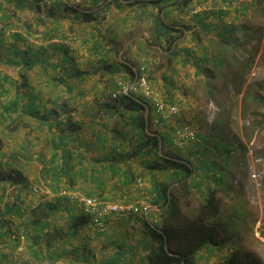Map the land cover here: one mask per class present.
Segmentation results:
<instances>
[{
	"label": "crops",
	"instance_id": "1",
	"mask_svg": "<svg viewBox=\"0 0 264 264\" xmlns=\"http://www.w3.org/2000/svg\"><path fill=\"white\" fill-rule=\"evenodd\" d=\"M32 1L42 5L41 12L38 10L29 15L28 12L21 13L20 20H24L23 16L26 15L30 21L23 24L24 28L20 27L19 34H16L13 29L7 30L4 34L0 31V50L2 51L4 48L3 51H6L8 57L11 58L1 59L2 63L5 65L17 64L20 67L28 68L33 65L32 58H34L43 70L51 69L50 78H52V82L59 78L70 80L67 89V92H70L71 86L75 82L71 84L72 80L69 77L75 78L78 83L99 77L103 81L102 83L114 87L116 82L129 78L132 68L145 60L151 68L148 75L155 77L156 84L160 83L161 88L164 87L162 90L165 96L173 104L180 103L182 117L185 118L181 120L189 124L193 130L197 128L194 125L200 115L195 108L197 105L193 104L198 99L193 84L196 82L195 74H198L200 70L202 71L201 66L205 60L204 56L197 57L189 45L191 43L194 46L198 40L190 34L189 43L182 45L177 32L186 24L189 26L190 33L195 30L199 32L214 28L217 34L216 39H220L223 29L225 27L230 28L223 18L225 15L229 16V12L217 9L218 12H212L209 16L208 13L186 16V9L194 1L200 0H187L186 7L183 6L184 3L179 5L175 0H19V2L27 4L32 3ZM202 1L204 3L213 1L212 3L217 5L219 2L231 5L233 3L241 5L246 1L253 2V0ZM205 14L207 16L201 19ZM215 19L223 24L216 23ZM12 21L13 19L7 20L9 23ZM33 30L36 41L34 44L31 43L33 45L31 47L24 42L22 36L24 34L29 36ZM2 37H6L5 44L1 40ZM170 41L172 46L167 49V43ZM175 44L177 45L175 46ZM0 69L2 68L0 67ZM54 71L58 72L54 73ZM3 76L6 75L2 74ZM58 82L60 83L61 79ZM221 84L222 86H218V88L223 92V83L221 82ZM54 85L59 86L55 83ZM179 85H183V91L178 95L175 90H178ZM258 88L259 85H256L253 91L250 89L246 91L243 95L244 99L254 101L250 99V96L255 97L256 94L264 98V94L259 92ZM227 89L228 95L233 97L235 91H232L230 84H228ZM75 95L77 98L86 97L84 92H78V95L76 93ZM48 98L45 97L44 102H42L43 97L39 93H32L31 95L16 93L13 99L9 100L7 104L3 103L0 107V124L14 125L19 119L22 120L25 117L30 121L23 123L24 129L30 126V129L43 131L46 129L56 132L58 135L62 133L64 136L66 130L72 126L70 115L75 113L89 115L92 113L89 105L68 110L66 106L59 104L58 95L54 99L50 98L49 100ZM14 100L19 101L18 111L15 113L3 111V107ZM124 102L126 103L119 104V120L124 111L136 110L134 104H130L126 100ZM112 113L107 109H101L98 118L104 119L105 117L106 119L107 115ZM256 114L248 115L246 124L250 125L253 131L261 126L264 130V121L262 122ZM154 115L153 113V120L157 117ZM60 116H64L65 120L62 121ZM227 119L225 116L219 118L220 129L230 126ZM95 124L97 125H92V128L89 129L93 135L79 147H71V141L66 143L65 154L69 158L67 162L72 166L69 178L74 181L75 187L85 189L84 192L87 195L97 194L105 197L117 195L121 199L123 198V201L129 202L137 196L133 192L132 182L125 185V180H131L133 172L141 169V167L135 166L136 163L141 166L144 162H152L147 158L145 161L140 160L133 151L125 153L122 150L121 152L120 147L123 145L120 142L123 141L122 137H124V134L121 136L124 133L123 125H119L117 128L116 124L114 125L116 127L108 128L107 122L102 120H98ZM233 126L235 128L234 124ZM94 128L95 131H93ZM199 129L197 128V130ZM75 130L77 133H81L88 129L87 126L83 125L80 128H75ZM211 131L212 133L209 132L207 135L198 134V141L188 144V148L191 146V149H185L186 155L183 156L181 163H185L194 169V175L196 173L200 175L201 180L197 184L202 185L205 196L208 194V188L214 191V198L219 203L221 214L223 213L222 207L231 204L236 200L237 193L243 192L241 189L235 188L232 183L230 184V176L232 164L235 165L234 163L237 162L239 166L241 165V162L238 161L239 156L241 153L245 154V147L248 145L245 140L236 142L231 137L223 139L216 134L213 128ZM135 133L137 134V128ZM111 134L117 136L114 140L119 141L117 150L120 152L119 159L114 161L108 160L109 154L114 152L113 148L118 146V144L112 145V140H109ZM212 137L217 142H214ZM25 141V144L21 145L24 149L27 148L28 142ZM125 141L128 146L129 140ZM166 141L168 142V140ZM164 144L166 145V142ZM219 145L226 150H217ZM189 151H193V156H188L187 152ZM36 153V159L32 161L38 166L40 165L41 170V163L47 162L45 156L40 155L39 151ZM78 153L83 155L86 161H82L77 156ZM52 154L53 152L50 157ZM62 154L64 153L59 151L56 158ZM5 156H7L6 152H0V264H106L105 260L109 258L107 238L98 236L100 233L92 227L80 206L66 197L54 196L50 190L47 193H52L51 197L27 198V195L24 196L25 190L21 185L13 182L12 178L15 176L4 171L5 164L11 162L13 155H9L10 161H7ZM113 162L115 173L108 169V165ZM154 162L159 163L156 159ZM56 163L61 164L62 161L58 160ZM191 164H195V166H191ZM212 164H217L221 173L213 175L211 173L213 169H210L212 177L208 181L207 167H211ZM239 168L240 170L243 169L241 166ZM154 173L158 176L157 171ZM244 173L243 175H245ZM259 173L263 175L264 171ZM20 174L28 181L33 179L25 173ZM221 174H224L223 183L220 185L223 187L214 184L215 182L218 183L219 179L215 178ZM233 182L235 184L234 180ZM145 186L144 190L146 191ZM135 187L139 189L136 184ZM118 190L120 194H123H117ZM142 194L143 191L140 190L138 197L141 198ZM156 195L154 191V200ZM128 221L131 222L127 224ZM223 222L225 225L227 224L225 220ZM119 223V225L125 224L124 229L129 232L133 240L131 243L134 244L129 249L126 248V254L122 256V259H133L135 256L144 258V253L138 256L134 252L138 243L144 244L145 242V238L139 239L136 234L139 222L134 220L133 216H124L119 220ZM19 234H23L26 238V249L22 251L17 250ZM145 248L148 249V245ZM116 250L119 252V248ZM114 252L116 251L114 250ZM219 255V248L208 245L206 249L197 254V262L198 264H212L211 259L215 260L216 257L220 259L221 256L219 257Z\"/></svg>",
	"mask_w": 264,
	"mask_h": 264
},
{
	"label": "rangeland",
	"instance_id": "2",
	"mask_svg": "<svg viewBox=\"0 0 264 264\" xmlns=\"http://www.w3.org/2000/svg\"><path fill=\"white\" fill-rule=\"evenodd\" d=\"M212 2L213 1H207L204 3L202 0L198 2L194 1V3L186 9L185 14L186 16L192 15V10L195 7L197 8L196 10L199 11V14L208 13V16L212 12H218L217 9L229 12V16L225 15L223 18L232 31L230 34H222L220 39H216L217 34L214 28L213 30H201L199 32L195 30L190 33L188 24H186L184 28H180L177 32V36L181 38L182 45L189 43L190 34L196 38L198 42L194 46H192L191 43H189V45L195 51L194 54H197V57L204 56L205 60L203 66H201L202 71L200 70L198 74H195L196 82L193 84L198 96V99H196V102H193V104L197 105L195 108L199 111L200 115L196 119L194 127L200 128L199 130H197V128L193 130L189 124L183 121L185 118L182 117V109H180V103L178 102L175 104L178 108V114L169 120H158V123L154 122L157 117L153 120L152 114L154 111L150 106H148L146 111H139L136 106L135 111H138L136 113L134 111H124L119 120V104L122 105L126 102L122 99L110 100L108 98L109 93L113 89L112 85L102 83L103 81H101L99 77H96L97 79L90 78L81 83H78L75 78L69 77L72 80L71 84L75 83L71 86V91L67 92L70 80L59 78L52 82V78H50L52 75L51 69L43 70L34 58H32L34 63L29 68L20 67V65L18 66L17 64L5 65L2 63L1 59L8 57L6 51H3L4 48H2V51L0 50V67L2 68L0 69V107L3 103L7 104L9 100L13 99L16 93H26L28 95L39 93L43 97L42 102H44L45 97H49L48 99L50 100V98L54 99V97L58 95L57 101L59 104L66 106L68 110L83 108L89 105L92 109L91 114L75 113L70 115L72 126L66 130V134L72 135L70 146L76 148L85 141H88L91 135H93V132L91 133L89 129L92 128V125H97L95 123L98 120H102L107 122L108 128H112L116 124L117 128L119 125H123L122 130L124 131V137L122 138L124 142H120L121 145H123L120 149L121 152L124 150L123 152L125 153L127 151L132 152L136 150L138 143L135 141L134 136L136 135V127L139 128L138 118L142 116L147 123L144 130L145 135L148 137L155 136L157 138L165 135L168 136L166 145L160 138L161 141L159 140L156 149L150 150V147H143V151L146 152V154L145 156L138 157L143 161H145V158L150 159V162H153L155 159L159 161L160 171L157 172L158 176L155 174L156 177H154L153 181L149 172L144 170V168H141L139 171L135 170L133 172L131 184L134 188L133 192L137 197L129 202L123 201V198L121 199V197L117 195L105 197L104 195L99 196L95 194L91 196L112 202L132 203L140 199L138 195H140L141 190L143 193L146 192L144 196L149 197L151 205L155 206L157 204L153 202V187L155 183H158L160 187H166L165 190L170 196L180 195L181 201L179 205L184 212L196 211L199 201L202 200V189L200 194H198L199 192L197 193L196 190L197 182L200 183L201 177L197 173L195 175L193 174L187 182L182 184L174 183L175 180L169 179L168 175L175 170V165L172 162H165L164 159L176 163L182 162L183 156L186 155L185 149L189 146L188 143L183 148H180L177 143H174V129L186 127L193 133H197V136L198 134L207 135L209 132L212 133L211 129L213 128L220 138L227 139L231 137L236 142L245 140L248 146L245 147V154L241 153L238 160L241 162L240 166L243 167V169L240 170V166L237 162L234 163L235 165L232 164L230 176V184L232 183L235 188L237 187L243 192L237 193L236 200L231 202V204L222 207L223 213L221 214L223 221L225 220L227 223V226L225 225V236L228 239L225 246L219 248V257L221 256L222 258L220 257V259H218L216 257L217 259L215 258V260L211 259V263L223 264L226 257L235 255L238 261L249 258L250 264H264V173L263 175L259 173L260 171H264V130L261 126L256 131H253L250 125L246 124L248 120L247 116H252L254 113H257L256 116L261 118L263 122L264 106L257 105L254 101L245 100L243 96L249 89L253 91L256 85H259L258 91L264 94V0H253L252 3L246 1L241 5L237 3L231 5L222 2H219L217 5ZM35 3H33V1L27 4L21 3L19 0H0V31L4 34L7 30L13 29V31H16V34H19L21 30L20 27H23V24L29 23L30 21V18L26 15L23 16L25 18L24 20H20L21 13L28 12V15L36 13L40 10L42 5L40 6V4ZM180 4H182V0ZM183 6L186 7L185 4H183ZM202 6H204L205 10H203ZM39 12H41V10ZM204 16L207 15H203L201 19H204ZM10 19H13V21L10 22L11 24L7 22V20ZM216 23L220 25L223 24L221 21L217 22V20ZM28 32H30V30ZM34 34L35 32L33 30L29 36L28 34L22 36L24 42L31 47H33L32 44L36 41V35ZM27 37H32L33 42L27 41ZM5 38L6 37L1 38L3 44H5ZM224 40H226V42ZM176 45L177 44H175V46ZM201 46L204 47L202 48ZM1 55L3 56L1 57ZM217 57L224 61L223 65L216 63ZM13 58H15V56H13ZM148 69L149 74L151 68L148 66ZM55 72L58 71H54V73ZM2 74L8 76L6 81L2 80ZM154 78L155 77L150 76L149 82L152 87L164 97L167 103L173 104L165 96L162 90L164 87L162 86L161 88L160 83L156 84ZM60 79L61 82L59 83L58 81H60ZM221 82L223 83V92L218 88V86H222ZM54 83L59 86H55ZM228 84L231 85L232 91H235L233 97L232 95H228L229 92L226 88ZM177 89L179 91H175L179 95L183 91V85H179ZM78 92H84L86 97L77 98L75 93L78 95ZM132 101L138 104L141 103L139 97ZM223 106L227 107L226 113ZM101 109H107L109 112L113 113L108 114L106 119L105 117L101 119L98 118ZM222 116L228 118L227 122H229L230 125L225 129L219 128V118H222ZM60 118L62 121L65 120L64 116H60ZM29 121L30 120L23 117L22 120L19 119L14 125L0 124V152H6L7 156L5 157L7 161H10L12 158L9 164H5L4 171L6 173L10 172L14 176L16 172H19L22 174L25 173L30 178L33 177V179L29 181V187L24 189L25 191L23 192L24 196L27 195V198L37 199L39 196L41 198L45 196L51 197L52 193H47V191L50 190L48 185L51 183V178L42 175L40 165L38 166L36 163H33L32 160L36 159V152L39 151L40 155L45 156V161H49L52 153L49 140L51 138H56L58 134L53 131H47L46 129H44V131L30 129V126L24 129L23 123H29ZM131 123H133V125H131ZM79 124L87 126L88 130L77 133L75 128L83 126ZM93 131H95V128ZM115 137L117 136L112 134L109 136V140H112V145H117L119 142L114 140ZM30 138L31 140H29ZM253 139L254 141H252ZM25 140L28 141L26 149L21 146L25 144ZM125 140H129L128 146ZM117 147H119V144ZM190 147L188 149H191ZM137 149H139V147ZM250 150L252 154L249 153ZM119 153L120 152L116 151L109 154L108 160L114 161L119 159ZM10 154L13 155L11 158L9 157ZM187 154L190 157L193 151H189ZM77 156L81 158L82 161H86V158L80 153H78ZM55 159V161H58L60 158ZM135 166L137 168L141 167L139 163H136ZM191 166H195V164H191ZM57 172L59 171L57 170ZM243 173L245 175H243ZM253 173L260 175L258 181L250 177ZM139 177L145 181L146 191L144 190V186L143 188H139L140 190L135 187L134 180ZM61 180L60 189L58 190L59 194L53 193L54 196L61 195L60 192L62 189L68 188L71 183L69 177H62ZM21 187L23 188L22 185ZM35 188L38 189V192L33 191ZM81 188L77 189L80 191L82 190V192L86 191ZM184 189H190L191 192L186 193ZM118 193L119 190L117 191V194ZM122 194L123 193L120 195ZM185 202L187 203L186 207L184 206ZM74 203L78 204L77 202ZM124 216H133V219L139 222V226L136 228L137 230L134 228V231L136 230L139 239L145 238L146 243L144 246L138 243L137 249L134 251L135 255L137 253L138 256L144 253V258H138L133 255L135 256L133 259H122V264H150L146 257L149 248H145L147 245L149 247L151 242L147 225L157 228L158 230L161 229L162 215L160 210L157 211L153 209L150 212L148 223L138 215H127L123 213L111 215L105 222L104 230L98 232L100 233L98 236L107 238L109 257H116V252H114V250L116 251L119 247L121 251H123V255H125L126 248L129 249L134 245L131 243L133 240L129 232L124 229L125 224L119 225V220ZM130 222L131 221H128L127 224ZM21 235L24 236L23 234H19L18 238H20ZM209 246L215 247L212 244H209Z\"/></svg>",
	"mask_w": 264,
	"mask_h": 264
},
{
	"label": "trees",
	"instance_id": "3",
	"mask_svg": "<svg viewBox=\"0 0 264 264\" xmlns=\"http://www.w3.org/2000/svg\"><path fill=\"white\" fill-rule=\"evenodd\" d=\"M186 2L187 0H182V3L185 4ZM231 32L232 31L230 28L225 27L223 29V35H228ZM224 41L226 42V40ZM171 46L172 42L170 41L169 43H167L166 48L170 49ZM216 63L223 65L224 61L221 58L217 57ZM74 75H76L75 72ZM7 79V75L2 77V80L4 81H6ZM250 99L254 100L255 104L264 106V98L261 95L256 94L255 97L250 96ZM126 101L131 102L130 104H134L135 106H137V109L139 111L145 110L141 104H138L135 101ZM223 108H225L226 113V107L223 106ZM18 109V100H14L3 107V111L7 113H15L18 111ZM134 112L136 113L138 111ZM41 120L45 121L46 119ZM138 122L139 128L136 127L137 134L134 136V139L138 143V145L136 146V150L133 151L134 155L145 156L146 152L143 151V147H150V150L156 149L158 147L159 140L161 141V139L163 143L167 142V135L157 138L155 136L148 137L144 134V130L146 128L147 123L144 121V118L142 116L138 118ZM131 124L133 125V123ZM122 135L123 133L121 134V136ZM57 137L51 138L49 142L51 145V150L53 152L51 158L49 159V161H46L47 163H41V173L42 175L51 178V183L50 185H48V187L50 191L55 194L60 189L59 186L61 178L70 177V169L72 168V166L69 165V163L67 162L69 158L65 154L66 143L71 141L72 135L66 134L63 136L62 133H59ZM212 139L214 140V142H217L214 137H212ZM138 147L139 149H137ZM118 148L119 147L113 148L114 152H116ZM217 150L222 151L226 149L219 145V148ZM59 151H62L64 153L59 156V160L62 161L61 164H57L55 161V158L57 157ZM164 161L172 162L175 165V170L168 175L170 180H175L174 183L182 184L184 182H187V180L192 177L194 169L190 168L185 163H176L174 161H169L165 159ZM159 164L160 163L158 162H144L141 164V168H144V170L149 172L151 178L154 181V177H156L154 172L160 171ZM81 165L82 167L84 166L82 162ZM114 165V162L108 165V169L113 173H115V168H113ZM210 169H213V171L211 172L213 173V175H218L221 173L220 169L217 168V164H212L211 167H207L208 181L212 177V174H210ZM57 170L59 172H57ZM223 178L224 174H221V176H217L215 179H219V181H217L218 183L215 182L214 184H217L216 186L222 185ZM12 180L14 183L22 185L23 189H27L29 187V181L24 178L19 172L15 173V177H13ZM131 181L132 179H126L124 184L127 185L131 183ZM69 188L77 189L72 179L69 187L64 188V190ZM165 188L166 187L164 186L160 187L158 183L154 184V191L157 194V197L153 202L154 204H157L159 210H161L162 225L160 230L147 225L151 242L149 244V252L146 257L150 264H197V254L206 249L209 244H212L217 248H222L225 246L228 239L225 236L226 226L223 222V217L220 214L219 203L214 198L213 190H209L210 188H208V194L205 196L202 189V185L197 184V193L201 192L202 189V200L199 201L196 211L184 212L182 211L179 205L181 201L180 195L177 194L175 196H170L166 192ZM184 191H186V193L191 192L190 189H184ZM184 206H187L186 202L184 203ZM119 250V252L116 250V257H109L105 260L106 264H122L121 260L123 256V251H121L120 247ZM236 258L237 257H235V255L231 257H226L224 259L223 264H250L249 258H246L245 260L243 259L242 261H238V259Z\"/></svg>",
	"mask_w": 264,
	"mask_h": 264
},
{
	"label": "built area",
	"instance_id": "4",
	"mask_svg": "<svg viewBox=\"0 0 264 264\" xmlns=\"http://www.w3.org/2000/svg\"><path fill=\"white\" fill-rule=\"evenodd\" d=\"M178 3L180 0H176ZM200 6V5H199ZM205 10L204 6H202ZM195 7L192 10V15L198 14L199 11ZM27 41L33 42L32 37H27ZM148 65L145 60L141 61L135 68H132L131 75L126 80L118 81L114 85L113 89L109 93V98L111 100H133L137 97L140 98V104L147 109L148 106L157 115L156 123L162 120H169L178 114V108L175 104H169L166 102L164 97L157 92L150 84L148 75ZM174 143L178 147H183L186 143L195 140V135L186 127H180L173 132ZM249 153H252L251 150ZM251 178L258 181L260 175L251 174ZM136 184L138 187L142 188L144 182L142 179H137ZM34 192H38L35 188ZM60 196H64L73 202H77L81 208L83 214L88 218L89 222L97 232H101L105 228V222L113 214H127V215H138L144 219L147 223L149 222V215L153 209L158 210V207L152 206L149 198L139 199L130 203H119L112 202L109 200H104L94 196L87 195L77 189H63L60 192ZM25 236L20 237L19 245L17 246L18 251L26 249L25 246Z\"/></svg>",
	"mask_w": 264,
	"mask_h": 264
},
{
	"label": "clouds",
	"instance_id": "5",
	"mask_svg": "<svg viewBox=\"0 0 264 264\" xmlns=\"http://www.w3.org/2000/svg\"><path fill=\"white\" fill-rule=\"evenodd\" d=\"M175 1H176V0H175ZM180 2H181V0L179 1V3L176 1L177 4H180ZM198 14H199V13H198ZM122 100H125V99H122ZM150 108H151V107H150ZM144 109H145V108H144ZM146 110H147V109H145L144 111H146ZM153 113H155V112H153ZM155 115H156V114H155ZM156 116H157V115H156ZM156 120H157V119H156ZM156 120H155L154 122H156ZM174 130H175V129H174ZM190 131H191V130H190ZM173 132H174V131H173ZM194 135H195V140L192 141V142H197V141H198V138H197V136H196L195 133H194ZM172 142H173V141H172ZM192 142H188V143H192ZM188 143H186V144H188ZM186 144H185V145H186ZM185 145H184V146H185ZM184 146H183V147H184ZM183 147H181V148H183ZM251 154H252V153H251ZM250 177H251V176H250ZM139 178H140V177H139ZM139 178H136V179H135V181H134L135 184H136V180L139 179ZM140 179H142V178H140ZM142 181L144 182L143 179H142ZM136 185H137V184H136ZM144 186H145V183H144ZM139 188H140V187H139ZM142 188H143V187H142ZM62 190H63V189H62ZM145 193H146V192H145ZM145 193L142 194V197H141L140 199L145 198V196H144ZM90 196H91V195H90ZM146 198H149V197H146ZM149 199H150V198H149ZM138 200H139V199H138ZM150 202H151V200H150ZM155 206L158 207L157 205H155ZM157 211H159V207H158V210H157Z\"/></svg>",
	"mask_w": 264,
	"mask_h": 264
}]
</instances>
